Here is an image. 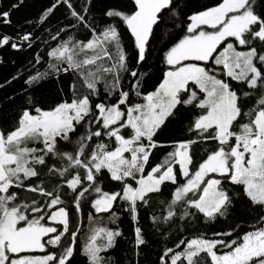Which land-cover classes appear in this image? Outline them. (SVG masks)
I'll return each mask as SVG.
<instances>
[{"label": "snow or ice", "instance_id": "1", "mask_svg": "<svg viewBox=\"0 0 264 264\" xmlns=\"http://www.w3.org/2000/svg\"><path fill=\"white\" fill-rule=\"evenodd\" d=\"M26 23L57 43L0 84L22 81L0 126V264H117V210L124 264L149 245L141 212L155 264H264V0H51Z\"/></svg>", "mask_w": 264, "mask_h": 264}, {"label": "trees", "instance_id": "2", "mask_svg": "<svg viewBox=\"0 0 264 264\" xmlns=\"http://www.w3.org/2000/svg\"><path fill=\"white\" fill-rule=\"evenodd\" d=\"M51 0H24V4L21 5L18 9L11 10V24L6 25L0 23V36L9 35L13 38H16V34L20 32L22 34L23 31H34L38 35L41 36V40L37 41L32 49H27L23 51H16L11 49L9 46L0 47V84H3L5 80H11L13 76H18L20 73H24L25 78L28 72H34L35 70H43V67L46 65H35L34 64V56L36 53H40L42 56H45V49L50 47H54L57 41H50L49 45H44L43 40L48 39L47 33H42L39 28H33L32 26L26 23L27 20H35L38 18V14L41 10L49 5ZM120 0H103V3L108 4H117ZM200 3L210 2V0H199ZM13 3H17V0H0V11L9 10ZM65 11L64 8H61L59 12L56 13L57 16H61V14ZM53 27H55V22L53 23ZM54 34V32H53ZM125 43L128 42L127 36L124 37ZM29 61H33L32 64ZM22 86L21 80H14L10 86L5 85L4 88L0 89V126H6L11 123L14 118L16 106L22 102V98L20 93ZM53 86L48 85L42 91L45 95H52L54 97V93L52 92ZM13 96L14 101L9 102L7 97ZM164 150L156 151L155 155L152 157L153 163L156 162L157 159L161 158ZM156 208H159V205H156ZM89 209L86 207L82 216L80 217V229L81 231L78 233L79 242L82 243L85 239V235L88 233L90 222L87 218ZM120 215V219L118 220V225L122 229L124 233L123 238H119V243L114 250H112L109 254L116 258L117 264H124V261L127 258L131 257L132 248V226L130 223V219L126 213H122L120 210H117ZM243 211V209H240ZM141 223L145 225L147 231V238L149 240V245L142 250V256L140 257V264H155L158 254L162 251V246L165 244V241L159 238L158 234H153L152 230L147 226L149 225V221L145 218L143 212L140 213ZM101 221L97 220V224H100ZM103 225H107L109 227H115L114 225H108L107 215L105 214L102 218ZM226 226L221 224L217 225V228H225ZM173 240L168 241V246H172ZM79 259V258H78ZM82 264V262H81Z\"/></svg>", "mask_w": 264, "mask_h": 264}]
</instances>
